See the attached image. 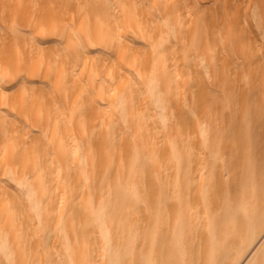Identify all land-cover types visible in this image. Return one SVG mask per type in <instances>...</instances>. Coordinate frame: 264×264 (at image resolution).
I'll list each match as a JSON object with an SVG mask.
<instances>
[{
  "label": "bare ground",
  "instance_id": "1",
  "mask_svg": "<svg viewBox=\"0 0 264 264\" xmlns=\"http://www.w3.org/2000/svg\"><path fill=\"white\" fill-rule=\"evenodd\" d=\"M0 264H264V0H0Z\"/></svg>",
  "mask_w": 264,
  "mask_h": 264
}]
</instances>
